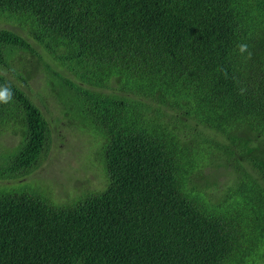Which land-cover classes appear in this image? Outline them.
Here are the masks:
<instances>
[{"label":"trees","instance_id":"trees-1","mask_svg":"<svg viewBox=\"0 0 264 264\" xmlns=\"http://www.w3.org/2000/svg\"><path fill=\"white\" fill-rule=\"evenodd\" d=\"M0 147V264H264V0H0Z\"/></svg>","mask_w":264,"mask_h":264},{"label":"rangeland","instance_id":"rangeland-1","mask_svg":"<svg viewBox=\"0 0 264 264\" xmlns=\"http://www.w3.org/2000/svg\"><path fill=\"white\" fill-rule=\"evenodd\" d=\"M42 108L45 109L46 105H43L41 103ZM68 128L65 129L66 131V138L63 140H60L62 136V132H54L56 139L53 141L54 142V150L53 152L51 151V161L59 160L65 156L67 153L70 155V150L72 148H76L79 152L80 155H75L74 160L79 161V165L77 168H80L82 164H86V161L90 157L91 153V142L93 141V137L88 138L89 136L83 135L84 138H86L84 141L78 143L77 141V125L75 126H67ZM11 137L7 138L6 144L9 145L10 141H12ZM19 140V139H17ZM5 149L0 147V153L4 152ZM56 170L53 169L51 170L50 174L55 175ZM65 175H69L71 177V181L73 184H78L81 183V180L75 181L74 180V175L72 174H62L58 177V181L62 179V177H65ZM96 181H99V179H96ZM92 184V182H90ZM66 184V183H65Z\"/></svg>","mask_w":264,"mask_h":264},{"label":"clouds","instance_id":"clouds-1","mask_svg":"<svg viewBox=\"0 0 264 264\" xmlns=\"http://www.w3.org/2000/svg\"><path fill=\"white\" fill-rule=\"evenodd\" d=\"M78 249H86V243L82 247H79ZM152 249L159 256V250H158V244L157 243L155 244V246L152 247Z\"/></svg>","mask_w":264,"mask_h":264}]
</instances>
